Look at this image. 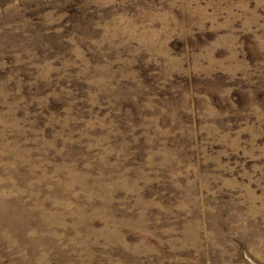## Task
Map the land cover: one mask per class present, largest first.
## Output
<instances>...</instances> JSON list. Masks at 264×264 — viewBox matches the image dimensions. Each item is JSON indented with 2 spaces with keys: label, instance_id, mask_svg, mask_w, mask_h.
<instances>
[{
  "label": "rangeland",
  "instance_id": "obj_1",
  "mask_svg": "<svg viewBox=\"0 0 264 264\" xmlns=\"http://www.w3.org/2000/svg\"><path fill=\"white\" fill-rule=\"evenodd\" d=\"M0 264H264V0H0Z\"/></svg>",
  "mask_w": 264,
  "mask_h": 264
}]
</instances>
